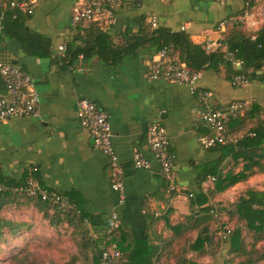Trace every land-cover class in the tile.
Listing matches in <instances>:
<instances>
[{
	"label": "crops",
	"instance_id": "obj_1",
	"mask_svg": "<svg viewBox=\"0 0 264 264\" xmlns=\"http://www.w3.org/2000/svg\"><path fill=\"white\" fill-rule=\"evenodd\" d=\"M249 1L256 24L244 27L254 33L264 24V0H225L223 4L217 0H121L111 10V17L104 16L99 22L114 41L121 42L126 30L137 32L154 15L159 26L184 31L193 43L211 44L213 50L224 51L226 47L219 41L231 30L230 20L238 17ZM73 2L40 0L32 13L21 12L26 29L48 40L49 54L29 52L19 38L4 31L0 34V61L28 72L38 95L36 116L0 122V178L14 188L33 177L84 214L96 239L101 240L115 213L127 244L145 240L157 244L170 237L174 226L185 221L190 211L187 194L194 198L215 184L221 188V178L230 185L215 190L207 197L208 203L219 207L241 195L248 198L250 192L256 201L252 208H264V65L243 87L231 84L225 65L217 71H199L197 86L209 93L210 106L224 109L237 100L247 104L244 119L230 122L228 127L244 131L238 145L204 148L197 137L208 129L200 121L202 106L196 93L184 84L148 78L153 48L140 47L115 64L78 57L71 66L61 65L59 46L86 25L71 26ZM0 98L8 99L1 78ZM80 98L92 100L108 113L112 146L122 171V198L111 187L108 157L93 147L88 131L78 121ZM153 122L160 124L169 138L176 188L171 192L146 144V130ZM258 130L261 139L251 146L246 138L251 139ZM135 152L150 161L151 168H135ZM240 175L244 177L236 180ZM202 206L195 205L192 210L197 212ZM223 254L224 250L220 256ZM196 261L222 264L218 258L211 261L205 256Z\"/></svg>",
	"mask_w": 264,
	"mask_h": 264
},
{
	"label": "trees",
	"instance_id": "obj_2",
	"mask_svg": "<svg viewBox=\"0 0 264 264\" xmlns=\"http://www.w3.org/2000/svg\"><path fill=\"white\" fill-rule=\"evenodd\" d=\"M11 1L0 0L3 31L22 40L29 52L49 54L48 40L26 29L21 12L9 7ZM249 3L251 5V1ZM230 21L231 30L223 33L219 41L226 47L224 51L220 48L207 50L205 44L193 43L184 31H171L159 25L151 28L149 22L141 25L137 32L126 30L121 36V42H117L105 32L100 22L89 21L84 24L82 31H76L66 43L65 52L57 54V57L63 66H71L78 57L97 58L105 63L115 64L140 47L153 48L154 53L163 47H170L172 55H176L177 60L192 70L217 71L221 65H225L231 78L237 73L251 78L264 65V24L250 33L237 17ZM225 52L231 53L235 60L240 61L241 67H233L224 57ZM243 113L229 123L243 120ZM229 123V134L239 136L244 133L232 131L228 128ZM261 136L259 130L254 131L253 137L246 140H250L251 146H256ZM241 177L244 176L240 175L236 180ZM214 179L216 183L218 179ZM0 185L13 188L1 178ZM229 185V180L221 178V188L215 184V189L209 188L207 193H199L194 198L188 193L190 211L184 216L185 221L175 225L171 236L157 244H148L147 240L127 244L124 242L125 235L121 225L113 233H107L105 228L101 240L96 239L88 230L84 214L75 208H63L50 199L43 200L37 196L0 190V207L15 198H26L25 205L32 206L51 228L71 229L76 252L69 264H101L102 251L112 245L123 252L122 264H200L196 261L200 256L211 261L218 258L222 264H264V208H252L251 205L256 202L252 199L254 193L249 192L248 198L241 195L233 203L221 204L219 207L208 203V198H211L215 190H223ZM195 205L203 206L194 212L192 209ZM232 221L233 225L230 223ZM31 228L32 225L24 220L15 222L0 216V247L7 243L8 237ZM223 250L224 254L220 256ZM27 251L23 248L14 253L13 258L17 264H29Z\"/></svg>",
	"mask_w": 264,
	"mask_h": 264
},
{
	"label": "built area",
	"instance_id": "obj_3",
	"mask_svg": "<svg viewBox=\"0 0 264 264\" xmlns=\"http://www.w3.org/2000/svg\"><path fill=\"white\" fill-rule=\"evenodd\" d=\"M40 0H19L11 1L9 7L17 9L27 14L32 13L34 6ZM223 4L225 0H217ZM121 0H74L71 7V26L76 28L89 21H100L104 16L111 17L112 9L116 8ZM157 18L153 15L149 19L151 28L157 27ZM237 19L247 27H253L256 19L251 12V5L246 3L242 13ZM224 22L220 23V27ZM3 32V18L0 16V34ZM207 50L213 51L211 44H205ZM66 44L58 48V53L63 54ZM224 57L236 68L241 67V62L233 58L232 54L225 52ZM148 78L152 80L161 79L167 82L184 84L191 92L196 93L197 99L202 106L200 121L208 129V133L197 137L198 143L204 148L214 146H237L243 135L235 136L229 134L227 126L230 120L246 110V102L237 100L229 103L224 109H217L210 106L208 102L209 93L199 90L197 83L199 71L187 67L172 55L170 47H163L155 52L148 70ZM0 78L4 85L8 99L0 98V122L11 120L12 118L33 117L37 115L38 95L35 90L32 78L25 70L6 62L0 61ZM233 86L243 87L249 82V78L244 74H234L230 79ZM77 118L84 129H86L92 140L93 147L107 156L110 165V177L112 189L122 198L121 167L117 162V157L112 146V133L109 123L108 113L98 108L95 103L88 98H80L77 101ZM146 144L150 150L154 161L159 166V172L168 183V190H176L173 184L174 158L169 150V138L164 128L157 122L149 124L146 130ZM132 164L138 169L151 168L150 161L143 158L139 152H135L132 157ZM32 171H36L33 168ZM214 179L213 177L211 180ZM0 190H10L14 193H24L30 196H37L41 199H50L63 208H73L64 197L57 195L34 179L29 177L23 185L8 189L0 185ZM121 225L118 216L113 213L106 226L107 233H113ZM123 252L115 245L106 248L101 253V264H122Z\"/></svg>",
	"mask_w": 264,
	"mask_h": 264
},
{
	"label": "rangeland",
	"instance_id": "obj_4",
	"mask_svg": "<svg viewBox=\"0 0 264 264\" xmlns=\"http://www.w3.org/2000/svg\"><path fill=\"white\" fill-rule=\"evenodd\" d=\"M25 200L22 197L15 198L0 207V216L5 219L15 222L24 220L32 225L30 230L8 237L7 243L2 244L0 264H17L13 255L23 248L28 250L29 264H69L76 252L71 229L51 228L32 206L25 205Z\"/></svg>",
	"mask_w": 264,
	"mask_h": 264
}]
</instances>
